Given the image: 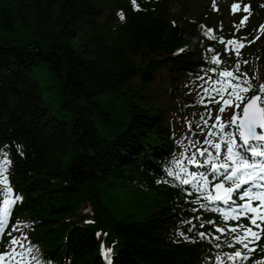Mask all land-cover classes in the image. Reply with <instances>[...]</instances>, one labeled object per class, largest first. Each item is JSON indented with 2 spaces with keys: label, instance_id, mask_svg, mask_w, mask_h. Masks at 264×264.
<instances>
[{
  "label": "trees",
  "instance_id": "trees-1",
  "mask_svg": "<svg viewBox=\"0 0 264 264\" xmlns=\"http://www.w3.org/2000/svg\"><path fill=\"white\" fill-rule=\"evenodd\" d=\"M137 1L0 0V145L13 151L18 213L55 264H103L101 240L114 264L213 261L209 243L176 235L196 219L187 201L155 182L173 146L169 101L213 43L189 48L187 26L199 25L174 21L167 0ZM255 54L264 69V48Z\"/></svg>",
  "mask_w": 264,
  "mask_h": 264
},
{
  "label": "snow or ice",
  "instance_id": "snow-or-ice-1",
  "mask_svg": "<svg viewBox=\"0 0 264 264\" xmlns=\"http://www.w3.org/2000/svg\"><path fill=\"white\" fill-rule=\"evenodd\" d=\"M131 3L139 10L137 0H131ZM237 8L238 5H232L233 11ZM244 11L249 12V9L245 7ZM118 15L120 20L125 19L123 11ZM247 20L248 15H245L240 23L244 24ZM258 31L264 32V24L259 26ZM209 38L216 39L215 36ZM259 38L257 35L252 40L244 37L225 41L223 37H219V42L224 45L223 52L229 55L235 53L239 58L245 43H254ZM207 51L213 53L207 62L215 66L206 71L216 73L218 79L208 77L212 81V86L202 88L207 102L204 97L197 98L198 103L205 105V112L200 114L199 120L188 121L189 143L175 140L177 147L183 150L162 161L161 178L155 182L168 184L176 189V203H179L181 198L186 199L187 196L195 194L196 198L191 201L192 204L198 205L201 210L216 213L225 222L224 227H217L215 231L221 235L226 234L228 238L223 241L224 246L236 250L218 252L214 258L206 259H213L214 264H247L251 254L257 251L253 245L264 238V83L257 85L252 83L247 74L237 75L240 71L239 59L230 69L221 68L220 66L225 63L222 59L223 53L217 52L211 46ZM217 108L218 114L215 115L213 122V113ZM226 109L238 111L233 112L228 121H223L222 116ZM195 130H199L197 135L204 134L202 141L191 135ZM17 147L20 154H23L22 146ZM189 148H194L195 151L186 156ZM11 165L9 151L0 148V186L9 184L6 173L9 172ZM0 193L4 194L0 195V243H2V236L8 229L14 205L17 201H22L23 197L13 195L11 186H7L6 190L0 187ZM221 204L224 207H221ZM190 210L194 213L197 211L196 208ZM242 217L248 218L252 226L245 227L241 224L232 226L228 223L232 220L239 221ZM196 219L201 218L198 216ZM214 224L215 220H201L197 226L191 219L182 218L176 228V235L190 243L205 239L219 241L221 235L199 230L206 225ZM185 226L187 233L183 230ZM18 230L19 222L12 228V231ZM8 235L11 236V233ZM95 235L97 238L101 235L106 237L107 233L98 231ZM215 247L221 248V244L216 243ZM8 248L9 251L0 253V264H52L51 258L45 257L38 245L31 243L27 236L20 239L12 237L8 242ZM100 255L105 264H114L113 248L106 247L103 241L100 244ZM255 264H264V259L257 260Z\"/></svg>",
  "mask_w": 264,
  "mask_h": 264
},
{
  "label": "rangeland",
  "instance_id": "rangeland-1",
  "mask_svg": "<svg viewBox=\"0 0 264 264\" xmlns=\"http://www.w3.org/2000/svg\"><path fill=\"white\" fill-rule=\"evenodd\" d=\"M172 14H173V17L172 19L174 21H177L179 19H182V18H186L188 17V15L185 13V10L184 8L182 7V5L179 3V2H176V3H173L172 4ZM180 21V20H179ZM182 25H184L186 27V24L184 23V21H181L180 22ZM188 29V27H187ZM189 31L192 32V29H188ZM194 33V32H193ZM190 38V43H189V48H195V45L197 44L198 40L197 37L195 36V33L193 35V37H189ZM197 41V42H196ZM262 42L260 44H258L259 46H263L264 45V38H262L261 40ZM252 71H254L257 75V72L259 71V68L254 66L252 69ZM254 73V74H255ZM257 78V76H255ZM155 81H156V84H155V88L158 90V92L160 93V95L162 96L163 95V98H160L158 99L157 101L158 102H163L166 98V94L164 93L165 89L167 88V84H166V81H165V74L164 72H161V73H158L155 75ZM180 92V90L178 91V93ZM176 111H178V105H176L175 103H172V106L170 107V112L167 116V121L170 120L174 114L176 113ZM187 115L188 117H192V115H197V114H194L192 111H189L187 112ZM176 117V116H175ZM177 120V118H175ZM109 199H107V203H109ZM90 209V207H87Z\"/></svg>",
  "mask_w": 264,
  "mask_h": 264
}]
</instances>
